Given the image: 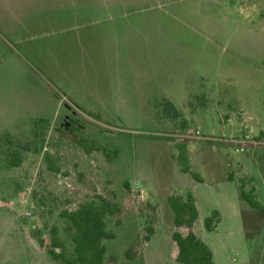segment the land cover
Listing matches in <instances>:
<instances>
[{"label":"rangeland","instance_id":"1","mask_svg":"<svg viewBox=\"0 0 264 264\" xmlns=\"http://www.w3.org/2000/svg\"><path fill=\"white\" fill-rule=\"evenodd\" d=\"M260 131L264 0H0V142L25 147L19 166L0 154V264H59L32 231L48 245L68 192L106 194L105 176L123 204L113 264H180L168 199L188 193L214 264H264V146L240 141ZM82 134L118 156L86 152ZM46 152L79 170L58 175Z\"/></svg>","mask_w":264,"mask_h":264},{"label":"trees","instance_id":"2","mask_svg":"<svg viewBox=\"0 0 264 264\" xmlns=\"http://www.w3.org/2000/svg\"><path fill=\"white\" fill-rule=\"evenodd\" d=\"M168 106L173 108L169 103ZM263 135L264 131H260V136ZM79 142L84 146L86 152L89 153L91 150L102 151L108 160L115 159L119 153L118 149H110L108 146L96 143L94 140H86L83 134L80 136ZM24 148L16 146L14 140L10 138L4 143L0 142V154L6 155L7 164L11 166L21 164L23 159L21 150ZM46 159L50 170L57 172L58 175L63 173V176H72V171L79 170L68 168L64 171L54 167V159L49 152H46ZM105 177L103 187L106 194L96 191L86 195L68 192L59 214L64 221L63 228L60 230L58 224L50 225L48 222L44 224V228L50 234L48 245L45 243L42 229L32 231V236L38 244L45 248L59 264H113L115 262L114 257L106 258L104 240L115 236L114 232L108 230L106 226L112 222L115 215L121 213L123 204L116 194L108 193L112 191L109 186L112 179H109V176ZM124 186L130 189L128 181L124 182ZM244 186L242 184L241 197L249 200L254 207H258L255 201L248 197ZM168 200L175 226L172 240L177 246L176 261L180 264H214L213 252L210 246L198 237L193 230L194 223L199 216L195 197L188 193L185 197L171 195ZM147 207L151 210V213L146 215L148 220L143 227L141 239L143 244L150 242L156 233L157 206L148 201ZM213 216L220 219V214L217 211L214 212ZM116 224L121 223L116 222ZM210 225L211 218L206 219L205 226L209 230L212 229ZM182 227H186L187 232H182ZM135 256L137 254H132L129 249L126 251V257L132 259Z\"/></svg>","mask_w":264,"mask_h":264},{"label":"built area","instance_id":"3","mask_svg":"<svg viewBox=\"0 0 264 264\" xmlns=\"http://www.w3.org/2000/svg\"><path fill=\"white\" fill-rule=\"evenodd\" d=\"M242 143L245 144H254V145H263L264 146V135L260 136V133L256 136H251L249 134H246L242 137V139L240 140ZM240 151H246L248 150L245 145L244 146H240L239 148Z\"/></svg>","mask_w":264,"mask_h":264},{"label":"crops","instance_id":"4","mask_svg":"<svg viewBox=\"0 0 264 264\" xmlns=\"http://www.w3.org/2000/svg\"><path fill=\"white\" fill-rule=\"evenodd\" d=\"M104 5H105V6H108V7H106V8H108V10H109V13H107V15H109V16H113V15H114L113 12H112L113 9L110 7V5H113V3H111V4H109V3L106 4V3H105ZM87 10H89V8H88ZM82 12H83V11H82ZM168 103L172 105V107H173V108H171L172 111L179 112V110L177 109V107H176L174 101H170V100H168ZM232 177H233V176L230 174V175H229V178H232Z\"/></svg>","mask_w":264,"mask_h":264}]
</instances>
